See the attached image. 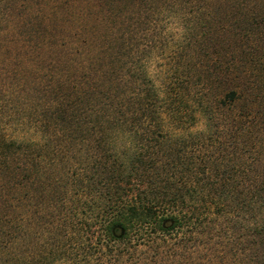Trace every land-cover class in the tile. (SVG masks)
Listing matches in <instances>:
<instances>
[{
  "label": "trees",
  "instance_id": "obj_1",
  "mask_svg": "<svg viewBox=\"0 0 264 264\" xmlns=\"http://www.w3.org/2000/svg\"><path fill=\"white\" fill-rule=\"evenodd\" d=\"M201 225L264 264V0H0V264H198Z\"/></svg>",
  "mask_w": 264,
  "mask_h": 264
},
{
  "label": "rangeland",
  "instance_id": "obj_2",
  "mask_svg": "<svg viewBox=\"0 0 264 264\" xmlns=\"http://www.w3.org/2000/svg\"><path fill=\"white\" fill-rule=\"evenodd\" d=\"M162 67H163V64H162L161 59H155L150 63V70H151L156 81H159L162 78V69H161ZM203 127H204V120H203V118L200 117V118H198L195 125L191 127V130H200ZM32 137H34V135H32ZM244 218H245V222H248L249 220H252V215L246 214ZM202 229H203L202 225L198 226V227H191V226L184 227V228L178 230L175 234L174 233L171 234L172 237H174V236H176V237L173 238L171 241H169V243H172L174 241L176 242V240H177L176 238H179V237L182 238V239H180L181 242H182V240H188L186 243L183 242L182 244L181 243L179 244V246L181 247V245H182V249L185 248V250H190L192 248V247H190V245H192V243H195V248H196L197 252H195L196 254H194L191 259L194 262L201 264L202 261L198 255L201 254V248H202V244H201L202 240H203ZM131 232H133V231H131ZM154 237H155V240H154L155 246L158 245L157 247L159 249L167 248L170 245L169 243L163 242L161 232L154 233ZM120 246H122V244H120ZM142 246L143 245H139L137 250H139V249L140 250H144V249L147 250L146 246L145 247H142ZM155 257L157 258V256L154 255V260H155ZM87 258H89V261L86 264H96L95 254L88 255ZM173 263H174V260H172V262H170V261H163L162 262V261H158V258H157V261L154 262V264H173Z\"/></svg>",
  "mask_w": 264,
  "mask_h": 264
}]
</instances>
